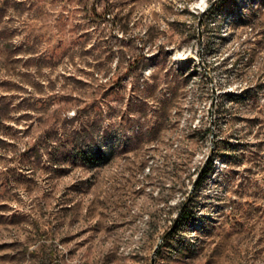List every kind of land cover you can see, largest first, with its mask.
I'll list each match as a JSON object with an SVG mask.
<instances>
[{
    "label": "rangeland",
    "instance_id": "obj_1",
    "mask_svg": "<svg viewBox=\"0 0 264 264\" xmlns=\"http://www.w3.org/2000/svg\"><path fill=\"white\" fill-rule=\"evenodd\" d=\"M200 2L0 0V264H264V0ZM84 109L114 158L55 170Z\"/></svg>",
    "mask_w": 264,
    "mask_h": 264
},
{
    "label": "trees",
    "instance_id": "obj_2",
    "mask_svg": "<svg viewBox=\"0 0 264 264\" xmlns=\"http://www.w3.org/2000/svg\"><path fill=\"white\" fill-rule=\"evenodd\" d=\"M215 6L211 9L213 10ZM94 111V110H93ZM142 111V112H141ZM140 113H143L141 110ZM90 109L75 111L74 116L67 121L70 128H57L51 131L46 139V146L49 149L51 166L56 170L63 169L68 165L83 167L87 170L97 169L105 162L113 160L115 150L110 154L104 152L102 140H110L113 134L112 129L102 128L100 116L93 114ZM139 113V114H140ZM119 131L122 133V141L117 149L128 151L133 139H138L142 132H138L134 138L128 136L129 122L127 118L121 117ZM207 167L200 178L198 187L204 183L208 169ZM193 183V180H190ZM197 187V189H198ZM196 189V190H197ZM190 210L187 208L180 217L177 227L179 228L189 219Z\"/></svg>",
    "mask_w": 264,
    "mask_h": 264
},
{
    "label": "water",
    "instance_id": "obj_3",
    "mask_svg": "<svg viewBox=\"0 0 264 264\" xmlns=\"http://www.w3.org/2000/svg\"><path fill=\"white\" fill-rule=\"evenodd\" d=\"M221 0H214L213 2H211V4L209 6H206L204 8V10L202 11V16L208 12L209 10H211L218 2H220ZM200 24H201V20H200ZM214 130H213V133H212V150L215 148V144H214ZM213 153V152H212ZM212 153L207 157V160L205 162V164L203 165L202 169L200 170V172L197 174V176L195 177L194 179V182L190 188V192H189V200L186 202V204L183 206V208L181 209L178 217H177V220L174 224V226L171 228V230L162 238V240L160 241V244L164 242V240L171 234V232L177 227L178 223H179V220H180V217L181 215L183 214V212L187 209V206L189 205L190 201H191V198L194 194V192L196 191L197 187H198V184H199V181H200V178L201 176L203 175V173L205 172L207 166H208V163L211 159V155ZM157 249H159V246H157L156 248V251ZM156 251L154 252V255H153V263H155V257H156Z\"/></svg>",
    "mask_w": 264,
    "mask_h": 264
},
{
    "label": "bare ground",
    "instance_id": "obj_4",
    "mask_svg": "<svg viewBox=\"0 0 264 264\" xmlns=\"http://www.w3.org/2000/svg\"><path fill=\"white\" fill-rule=\"evenodd\" d=\"M199 4L201 5L202 9H204L208 4V0H201Z\"/></svg>",
    "mask_w": 264,
    "mask_h": 264
}]
</instances>
